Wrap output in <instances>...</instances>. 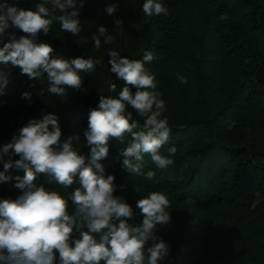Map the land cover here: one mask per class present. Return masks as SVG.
<instances>
[{
    "label": "trees",
    "instance_id": "obj_1",
    "mask_svg": "<svg viewBox=\"0 0 264 264\" xmlns=\"http://www.w3.org/2000/svg\"><path fill=\"white\" fill-rule=\"evenodd\" d=\"M38 2L7 0L9 6L24 10ZM143 2L84 0L80 33L63 32L54 21L47 34H38L36 42L51 45L54 58L99 61L91 70H77L81 88H67L64 96L48 91L46 74L31 79L10 62L0 63V147L29 120L53 114L61 140L75 137L73 146L87 156L90 111L97 108L101 95L118 97L125 86L111 73L108 52L134 60L151 52L154 59L145 67L155 76V90L167 109L162 118L167 117L171 129L161 151L167 155V148L175 146L177 152L174 163L163 170L145 155L142 173H156L148 180L123 167L124 144L110 138L109 154L100 163L104 175L115 178L114 194L132 206L134 223L143 219L136 208L141 196L152 191L168 196L170 223L156 232L170 250L162 264H264V0H159L168 15L153 17H145ZM111 4L118 7L108 15ZM221 15L227 19L221 20ZM100 26L113 42L106 45L100 37L97 49L92 36ZM10 30L17 38L24 35ZM81 37L87 42L79 43ZM6 42L7 37L0 47ZM180 77L186 83H180ZM110 81L117 85L115 92L108 90ZM8 86L10 93L5 92ZM133 119L143 123L134 111ZM8 159L0 161V172L12 179L0 182V199L14 200L22 194L14 187L15 177L23 178L24 170L13 166L5 171ZM35 183L66 198L79 187L75 182L65 189L42 173ZM137 186L141 193L135 191Z\"/></svg>",
    "mask_w": 264,
    "mask_h": 264
},
{
    "label": "clouds",
    "instance_id": "obj_2",
    "mask_svg": "<svg viewBox=\"0 0 264 264\" xmlns=\"http://www.w3.org/2000/svg\"><path fill=\"white\" fill-rule=\"evenodd\" d=\"M83 6L84 0H79V7L77 0H40L33 9L24 10L9 6L7 0L0 3V42L7 37L0 47V63L10 62L31 79L46 74L48 91L59 96H64L67 88L80 89L82 80L77 70H91L99 61L91 57L71 62L54 58L52 46L36 40L41 32H49L54 21L63 32L80 33L78 17ZM117 7L108 5L106 13L114 14ZM142 11L145 17L168 15L167 7L159 0H144ZM220 19L226 20L227 16L221 15ZM10 29L24 35L17 38ZM100 37L106 45L113 42V36L100 26L98 35L92 36L97 49L101 47ZM86 42L81 37L79 43ZM108 56L111 73L125 86L118 97L101 95L97 108L90 111L85 131L90 146L87 156L73 146L75 137L61 140V128L53 114L29 120L0 147V161L9 158L3 165L5 171L13 166L24 170L23 178L16 176L14 185L22 194L14 200L0 199V264H162L169 256V245L156 234L158 226L170 223L168 209L172 205L168 196L161 191L141 196L136 208L143 219L134 223L132 206L114 194L115 178L105 176L100 163L109 154L110 138L124 144L120 152L123 167L148 180L156 173H142L145 155L161 170L174 163L175 146L167 148V155L161 151L171 133L167 117L162 118L166 104L155 90V76L145 67L154 57L146 52L142 60H134L121 57L115 50H110ZM179 82L186 80L180 77ZM116 87L109 82L110 93ZM133 111L143 118L142 124L133 119ZM13 156L19 159L13 161ZM41 173L65 189L75 182L79 187L66 198L57 190L38 187L35 180ZM10 179L0 172V182ZM135 191L141 193L142 188L137 186Z\"/></svg>",
    "mask_w": 264,
    "mask_h": 264
},
{
    "label": "rangeland",
    "instance_id": "obj_3",
    "mask_svg": "<svg viewBox=\"0 0 264 264\" xmlns=\"http://www.w3.org/2000/svg\"><path fill=\"white\" fill-rule=\"evenodd\" d=\"M5 92L10 93L11 92V86H8L5 90Z\"/></svg>",
    "mask_w": 264,
    "mask_h": 264
}]
</instances>
